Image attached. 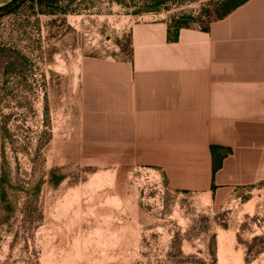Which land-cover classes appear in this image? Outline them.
Instances as JSON below:
<instances>
[{"label":"rangeland","instance_id":"obj_1","mask_svg":"<svg viewBox=\"0 0 264 264\" xmlns=\"http://www.w3.org/2000/svg\"><path fill=\"white\" fill-rule=\"evenodd\" d=\"M226 0H24L0 15V264H264V182L217 199L87 153V57L140 23L204 26Z\"/></svg>","mask_w":264,"mask_h":264},{"label":"crops","instance_id":"obj_2","mask_svg":"<svg viewBox=\"0 0 264 264\" xmlns=\"http://www.w3.org/2000/svg\"><path fill=\"white\" fill-rule=\"evenodd\" d=\"M170 27L136 25L129 59H84L86 152L155 166L172 187L217 199L264 182V0Z\"/></svg>","mask_w":264,"mask_h":264},{"label":"trees","instance_id":"obj_3","mask_svg":"<svg viewBox=\"0 0 264 264\" xmlns=\"http://www.w3.org/2000/svg\"><path fill=\"white\" fill-rule=\"evenodd\" d=\"M23 1L24 0H13L6 5L0 6V15L18 8ZM32 1H36L39 5L51 4L53 2H58V0H32ZM245 1L246 0H226L225 3L221 6V9H218V11L216 12V15L212 16V18L207 21V24L209 22H211L212 20L226 16L233 9H235L237 6H239L240 4H242ZM171 25H172V27H170V28L174 29L175 32L178 33L180 28L189 26L190 22L189 21L183 22L181 20L174 19V21ZM218 166H219V164L216 162L214 165V171L217 170Z\"/></svg>","mask_w":264,"mask_h":264}]
</instances>
